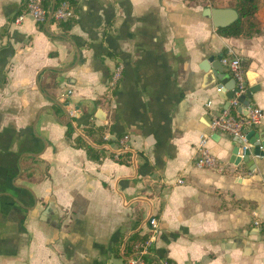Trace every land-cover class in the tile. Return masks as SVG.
Here are the masks:
<instances>
[{"label": "crops", "instance_id": "crops-1", "mask_svg": "<svg viewBox=\"0 0 264 264\" xmlns=\"http://www.w3.org/2000/svg\"><path fill=\"white\" fill-rule=\"evenodd\" d=\"M230 1H65L56 20L47 0L37 23L27 0H0V264H127L151 219L157 264H264V7L256 34L243 20L229 38L207 10L228 23ZM225 56L263 111L239 165L210 128L229 107L213 87L214 65L232 87ZM202 146L220 169L195 166Z\"/></svg>", "mask_w": 264, "mask_h": 264}, {"label": "built area", "instance_id": "built-area-1", "mask_svg": "<svg viewBox=\"0 0 264 264\" xmlns=\"http://www.w3.org/2000/svg\"><path fill=\"white\" fill-rule=\"evenodd\" d=\"M46 1L27 0V9L24 15L31 17L37 23L45 22L48 13L44 7ZM52 15L56 20H66L73 16V12L70 6L66 2H63L59 8L53 11ZM221 63L228 69L231 78L235 81L234 98L229 100L228 109L223 110L219 115L212 118L210 128L213 131L230 135L236 141L239 151L245 152L249 149V132L260 124L263 118V111L251 99L246 104L240 101V98L246 95V91L248 90L245 69L240 59L225 56L222 58ZM121 76V69H119L113 76V86L117 84ZM236 109L239 110V114L236 113ZM129 141L128 136L120 141L121 150L125 151L129 148ZM199 154V158L195 162L196 167L201 169H220L218 161L203 146ZM149 224L153 237L151 240L141 243L136 247L135 256L131 257L127 264H146L143 257L149 256L152 243L156 240L158 234L156 220L151 219ZM160 262L161 264H170L167 261Z\"/></svg>", "mask_w": 264, "mask_h": 264}, {"label": "water", "instance_id": "water-1", "mask_svg": "<svg viewBox=\"0 0 264 264\" xmlns=\"http://www.w3.org/2000/svg\"><path fill=\"white\" fill-rule=\"evenodd\" d=\"M55 0H53L54 2ZM209 12V14L212 15L214 21H215V25L217 28H221V27H228L231 26L232 24H234L236 22V20L239 18V15L236 12H233V16H234V20L228 22V23H223L221 22V20L219 19V12L220 10L218 9H214L210 12V10H207ZM213 76H214V80H213V87L216 89V92L218 93L219 96H222L221 93H225V97L228 100H231L234 98V88H235V81L232 79V87L228 88L225 87L224 83V79H225V75L221 72L220 67H218V65H214L213 66ZM225 87V89H224ZM225 90V91H224ZM258 90L257 87H252V88H248V90L246 91V95L242 96L240 98V101L243 104H246L248 100L252 99L253 94ZM227 93V94H226ZM224 98V97H223ZM250 133V132H249ZM233 153H232V158H231V163L235 164V165H239L240 163H246V161H248V159L251 157V152L249 149H247L245 152H240L236 142L233 143ZM264 150V143H260L258 144V142L256 143V149H255V156L257 157H263L264 153L262 152V150ZM240 243V247L242 246L241 241L239 240ZM235 243H228L225 245V249L226 250H230L231 248H236L235 247Z\"/></svg>", "mask_w": 264, "mask_h": 264}, {"label": "trees", "instance_id": "trees-1", "mask_svg": "<svg viewBox=\"0 0 264 264\" xmlns=\"http://www.w3.org/2000/svg\"><path fill=\"white\" fill-rule=\"evenodd\" d=\"M65 1L68 2L72 6L75 5L76 3V0H56V8L60 3L65 2ZM236 8H238V11L240 13V18L238 19V21H236V23H234L230 27L218 29L219 34L224 37H229V38L240 37L244 33V25H243L244 21L243 20H248V19L252 22H250L249 27L246 28V35L256 34L258 32V29H257V25L254 20H255V14L258 10L257 0H237ZM236 113L239 114L238 109H236ZM69 136H70V132L68 134V137ZM78 141H81V139ZM86 149L91 159L96 160V161L100 160V158L94 155V150L92 148L87 146ZM140 239L142 238L139 237V233H134L130 237V241H131L130 243H134ZM143 242H145V240ZM130 243L124 244L125 249L129 250V252L131 249ZM129 252L127 253L128 256L132 254L131 252L130 253ZM143 258L146 264H157L156 260H154V258L151 256H145ZM167 262L171 264V262L169 261Z\"/></svg>", "mask_w": 264, "mask_h": 264}, {"label": "rangeland", "instance_id": "rangeland-1", "mask_svg": "<svg viewBox=\"0 0 264 264\" xmlns=\"http://www.w3.org/2000/svg\"><path fill=\"white\" fill-rule=\"evenodd\" d=\"M212 1H215V0H212ZM230 2L237 3V0H231ZM257 5H258V8H260L262 6L264 7V0H257ZM250 22H252V21H250L249 19L246 20V28L249 27Z\"/></svg>", "mask_w": 264, "mask_h": 264}]
</instances>
